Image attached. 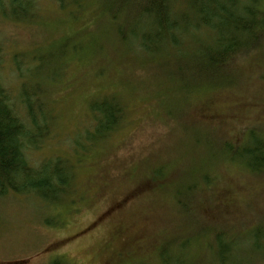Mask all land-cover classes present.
<instances>
[{
    "label": "rangeland",
    "instance_id": "rangeland-1",
    "mask_svg": "<svg viewBox=\"0 0 264 264\" xmlns=\"http://www.w3.org/2000/svg\"><path fill=\"white\" fill-rule=\"evenodd\" d=\"M121 3L116 15L111 0H0V79L40 143L29 159L72 172L58 200L0 196V264H164L162 247L174 254L188 237L181 264H214L216 229L247 234L264 224V172L221 152L254 131L264 138V40L236 58L231 84L187 93L166 63H177L173 45L142 51L130 31L160 29L138 4ZM179 5L186 23L195 20L188 0ZM253 5L264 11V0ZM104 99L124 116L98 137Z\"/></svg>",
    "mask_w": 264,
    "mask_h": 264
},
{
    "label": "trees",
    "instance_id": "trees-1",
    "mask_svg": "<svg viewBox=\"0 0 264 264\" xmlns=\"http://www.w3.org/2000/svg\"><path fill=\"white\" fill-rule=\"evenodd\" d=\"M13 1L22 4L26 0ZM182 1L129 0L130 8L139 5L151 28L160 29L141 34L131 30V35L141 38L142 51L151 56L158 52L166 53L173 45L177 63L169 60L166 63L177 67L174 76L179 78L178 88L187 93L199 92L204 87L218 88L231 84V67L236 58L253 54L264 40V11L253 8L258 0H253L252 6L239 4L238 0H188L190 10L195 13V20L189 23L184 20L187 15L182 13L179 5ZM120 2L111 0V10L113 12L116 6V15L124 11L123 1ZM114 13L113 18L116 17ZM15 18L21 20L20 17ZM117 32L120 36L127 33L123 29ZM190 35L195 44L188 52L190 47L185 46L184 38ZM201 36L208 42L203 41ZM96 110L101 114L97 120L98 137L115 131L124 116L123 107L116 100L104 99L96 104ZM26 125V118L13 107L10 92L0 79V196L8 195L12 190L58 200L67 190L65 187H70L72 172L66 169L65 173L62 166L49 172L31 163L29 148H37L40 143L32 142L35 139L29 137ZM256 134L257 131L252 132L250 143L245 145L226 141L221 152L229 161H241L253 173L259 174L264 172V138ZM212 156L218 158L222 155L215 153ZM22 177L27 181L22 183ZM180 201L186 210L188 206ZM190 243V237L181 241L174 254L168 244L165 245L161 249V260L164 264L183 263L181 257ZM207 252L213 253L214 264H264V224H258L247 234L216 229L207 245Z\"/></svg>",
    "mask_w": 264,
    "mask_h": 264
}]
</instances>
